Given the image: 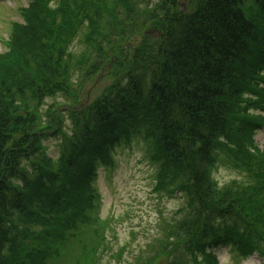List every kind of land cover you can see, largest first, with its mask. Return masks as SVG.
I'll list each match as a JSON object with an SVG mask.
<instances>
[{
	"label": "trees",
	"instance_id": "1",
	"mask_svg": "<svg viewBox=\"0 0 264 264\" xmlns=\"http://www.w3.org/2000/svg\"><path fill=\"white\" fill-rule=\"evenodd\" d=\"M180 1L58 0L54 11L34 0L25 11L30 25L0 56V264L59 257L93 220L98 164L134 136L159 163L158 190L186 200L174 232L195 264H219L221 245L264 257V151L252 140L264 116L249 108L264 110V0ZM110 65L115 79L89 100ZM51 136L63 137L57 156ZM230 149L252 183L212 182Z\"/></svg>",
	"mask_w": 264,
	"mask_h": 264
},
{
	"label": "rangeland",
	"instance_id": "2",
	"mask_svg": "<svg viewBox=\"0 0 264 264\" xmlns=\"http://www.w3.org/2000/svg\"><path fill=\"white\" fill-rule=\"evenodd\" d=\"M196 2L181 0L180 5L192 10ZM57 3L58 0H49L48 5L55 11ZM32 10L36 11L34 0H0V56L10 52L14 36L30 25L25 11ZM77 31L69 45L75 55L88 47L86 25ZM114 79L112 65L93 77L88 87L89 100L100 95ZM261 86L264 89V82ZM249 108L264 116L259 107ZM62 139L51 136L46 140L51 155H58ZM252 140L264 151V127L255 132ZM230 151H218L211 170L212 182L219 187L252 183L251 173ZM111 158L110 165L98 164L96 203L90 212L93 220L64 243L61 255L50 264H195L198 260L183 249L180 233L174 232L180 220L189 217L186 200L180 192L158 190L159 163L152 159L148 143L139 136L121 141L111 150ZM214 251L219 264H264L262 255L243 258L230 245H221Z\"/></svg>",
	"mask_w": 264,
	"mask_h": 264
}]
</instances>
